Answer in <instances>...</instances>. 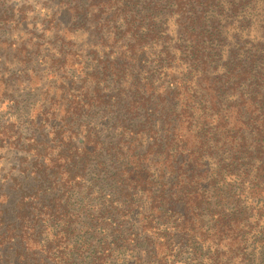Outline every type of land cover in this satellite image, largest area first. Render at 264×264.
Segmentation results:
<instances>
[{
  "label": "trees",
  "instance_id": "16d2710c",
  "mask_svg": "<svg viewBox=\"0 0 264 264\" xmlns=\"http://www.w3.org/2000/svg\"><path fill=\"white\" fill-rule=\"evenodd\" d=\"M230 1L245 25L255 8L264 43V0ZM220 12L219 0H0V264H110L116 251L175 264L202 246L206 264H264V45L216 65ZM39 73L40 102L18 116L12 97ZM226 178L249 217L218 188ZM91 233L104 239L92 247Z\"/></svg>",
  "mask_w": 264,
  "mask_h": 264
},
{
  "label": "rangeland",
  "instance_id": "374dc122",
  "mask_svg": "<svg viewBox=\"0 0 264 264\" xmlns=\"http://www.w3.org/2000/svg\"><path fill=\"white\" fill-rule=\"evenodd\" d=\"M30 1L34 2L37 0H30ZM237 1L238 0H233L234 3ZM230 2L231 1L229 0L228 3L223 4L219 0V5L222 7V14L220 12L219 16L213 20H214V24L216 26L218 25L219 30L222 33L220 38L218 37L213 39L212 42H210V44L208 45L209 46L208 52L212 56V60L215 61V64L218 66H219V57L223 52H225L228 49L234 48L239 52V55H242L244 58L250 59V57L253 58L254 55L258 54L257 47H262V45H264V43L263 42L261 43L256 36L257 34H259V32L254 29L255 26L251 27L252 21H255V18H253L254 16L253 13L255 14V8L251 7V11L253 13L250 15V17H248L247 20L248 23L246 22L245 25V23H242L244 22V19H241L242 15L236 14L230 17V13H229V10L231 8ZM168 10H170V8H168ZM163 16L164 19L166 20L167 15L163 13ZM74 39L79 45H82L85 40V36L81 33H77ZM253 47H255L256 50ZM247 50L249 53H246ZM223 54L225 55V53ZM50 79H51L50 77H46L41 73L23 78V84L18 88V90L14 93L12 97V100L14 102L18 101V106L20 108H23L21 111L18 112V116H22L24 112H28L31 108L37 106V104L40 102V100H37L38 99L37 94L38 92L39 94H41L42 90L44 89L43 83L47 82ZM28 88H35L38 92L37 91L32 92ZM16 120L20 122L17 116H16ZM103 137L108 140L110 139V137L105 134H103ZM217 186L218 188H223V190L225 191L228 189H232L231 195L233 196V199H235L238 203V207L233 208V211L236 210L235 212H240V213L244 211V214L247 217L251 215L253 207L250 205V202L247 197V193L242 189L243 186L241 185L240 180L236 178H226L223 180V182L218 183ZM204 216H206V214H204ZM207 218H208L207 216L204 218L206 223H207ZM83 220L86 219L82 217L79 221L82 222ZM80 222H79V226L81 225ZM91 234H92L91 236L93 237L86 236V238L90 243V246L92 247L94 245H97L99 240L102 241L104 239V236L99 237L98 235H94L95 233H91ZM200 249L202 250L201 255L194 256L191 258H188L184 254H176L174 263L175 264H206V261L208 260V256H209V249L203 248V246ZM114 253L115 254L113 255V258L110 260L111 261L110 264H129L131 262L130 255L128 252L116 251ZM247 264H250L248 259H247Z\"/></svg>",
  "mask_w": 264,
  "mask_h": 264
}]
</instances>
